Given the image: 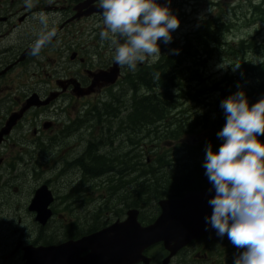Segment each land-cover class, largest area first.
<instances>
[{"label": "flooded vegetation", "instance_id": "1", "mask_svg": "<svg viewBox=\"0 0 264 264\" xmlns=\"http://www.w3.org/2000/svg\"><path fill=\"white\" fill-rule=\"evenodd\" d=\"M41 12L57 36L32 56L40 30L34 17ZM101 12L94 0H34L30 10L24 0H0V264H232L237 249L213 229L190 240L158 232L152 243L151 235L136 233L131 212H139L147 229L159 219L162 201L183 196H134L132 174H119L122 180L112 185L72 174L71 165L88 160L89 141L85 123L76 132L68 126L79 123L92 99L106 97L107 74L118 70L114 46L99 36ZM213 36L211 27L192 45L182 42L178 55L162 43L161 52L177 57L194 50L195 58L207 61L215 51ZM91 87L95 92L84 97ZM198 182L189 192L212 190L208 179ZM120 185L123 195L116 197ZM110 229L115 234L104 240L112 241L115 263L105 262L102 252L95 257L100 243L91 240ZM66 245L74 251L62 249Z\"/></svg>", "mask_w": 264, "mask_h": 264}, {"label": "clouds", "instance_id": "2", "mask_svg": "<svg viewBox=\"0 0 264 264\" xmlns=\"http://www.w3.org/2000/svg\"><path fill=\"white\" fill-rule=\"evenodd\" d=\"M102 9V41L114 46V61L135 70L138 63H152L161 55L160 44H170L180 19L159 0H94ZM27 9L34 0H24ZM40 30L30 54L57 36L43 12L34 17ZM119 37V40L116 39ZM173 54H179L178 49ZM240 65L234 68L238 69ZM158 74L154 79H158ZM225 124L217 133L218 150L206 148L203 167L215 195L208 201L212 214L205 217L218 237L227 236L237 249L232 264H264V98L250 105L244 91L221 101Z\"/></svg>", "mask_w": 264, "mask_h": 264}, {"label": "rangeland", "instance_id": "3", "mask_svg": "<svg viewBox=\"0 0 264 264\" xmlns=\"http://www.w3.org/2000/svg\"><path fill=\"white\" fill-rule=\"evenodd\" d=\"M212 1L217 2V4H219L218 7L213 8L207 6V8L204 11L199 12L198 15L205 16L208 19H210L212 16H214L216 19H218L220 16L224 17V20H226V22L231 27L229 30L226 31L223 30L221 40L224 44L226 42L228 44L227 45L225 44L226 47L224 50L221 51L216 50L213 58L205 61V66L202 67L203 70L198 73L200 76L198 77L199 82L191 80L190 82H187L185 84V85L188 84V87H184L183 89L193 94L189 96L188 100L183 101L186 103L183 106V108L180 110H182V115L185 118L184 119L185 121H182V123L185 122L187 126L188 124H192L196 120H200L202 118V116L200 115L209 114L207 118L209 120L208 121L209 124H213L214 122L219 123L220 121H222L221 122L222 126H219V129L221 130L225 124L224 113L223 111L221 112V114L217 112L219 108L217 105L210 108L204 107L202 109L203 107L202 105L208 102L207 99L205 98V95L208 94V97L211 100V102H214L215 100L217 101V98H219L221 95V93H218L216 91L215 87L219 88V90L223 89L224 91L231 93L233 91L234 92L241 91V89H248V88H250L249 91H252V89H254L255 87L257 88L256 85H260V86L264 85V75H260L259 72L256 71L252 74L247 75L243 69L234 68L236 65H239L238 62L241 59L240 57H237V55H235L234 53L237 51V49H239L241 42L244 43L249 41L251 42L255 38L258 44H262V46L264 45V18L262 17V15L256 14L253 7L254 5L261 4L262 2H264V0H212ZM185 11L187 12L186 14L187 16H189V18L186 21H181L179 28L176 29L174 32L175 35L178 36L179 38H183V36L188 32L187 30L192 29L193 28L192 25L195 23L196 17L194 16L195 11L193 7L191 6V8L185 9ZM248 53L249 54H247L246 50L244 51V55L248 56L247 58L249 59L248 61L251 62V66H259L260 64H262V61H260V58H264V55L262 54V49L253 48L249 50ZM239 55L241 56V53ZM145 63L147 62L145 61ZM138 65L139 63L137 64V66ZM197 65H201V63ZM194 69L196 70L197 68L194 67ZM195 72L196 71H192V73ZM228 74L230 76H228ZM231 74L234 77H231ZM200 86H205V88H202ZM123 88L126 89L124 85H120L117 89H115L114 93L118 94L119 96ZM131 98L132 95L128 92L123 97H120V99H118L120 102L119 107L116 108L118 117L120 116L121 118H124L127 115L126 108L129 107ZM92 100L95 101V99ZM119 108L123 109V111L119 112L118 111ZM72 113L74 114V109H72ZM177 113L178 112L175 111L171 119L177 121L176 118ZM85 119L88 118L85 117ZM90 119H92V117H90ZM93 119H95V117H93ZM118 119L121 120L120 118ZM95 120L99 121L100 118H97ZM102 120H105L107 122V128L103 140V142L106 144V148L104 150H101L100 153L102 155L104 154L112 155V157L115 158V161L118 159V157L121 156L122 157L126 156L124 158L125 161H127L126 158H130L132 161L139 158V156L142 155L143 146L148 145L150 142V140L147 138L150 137L153 139L158 138L160 137L163 131L162 127L159 131L147 132L146 129L144 130L145 131L144 133L140 134L137 137L134 135H129L130 133L127 135L126 133H128L131 130L128 129L127 126L119 125L118 124L119 121L116 118L104 117ZM90 121H94V120H90ZM81 122L87 123L83 120ZM90 125L93 126V123L91 122ZM186 125H185V129H187ZM68 127L72 129L73 125L69 124ZM96 133H97L96 131H90L89 133H87V136L89 138L90 134L94 135ZM71 138L74 139V136H71ZM152 149H155V147H153ZM98 153L99 152L96 153V156H98ZM124 160L122 162H124ZM174 161L177 162L175 163L177 165H173V166H179L178 160L175 159ZM191 163L193 165V162ZM120 165H122V163H117L115 168L119 170ZM135 167H136L135 165L131 167V172H133ZM77 174L79 175L78 172ZM144 175L145 174H142L140 181H137V183L141 184V186L143 183H145L143 182L144 180H142ZM161 177L166 178V175H164V171L158 174V178ZM120 180H122V178ZM109 184L112 185L111 183ZM135 188L136 186L134 185L131 186L130 191L134 192ZM121 191L122 189L117 193L118 196L123 195L121 194Z\"/></svg>", "mask_w": 264, "mask_h": 264}, {"label": "trees", "instance_id": "4", "mask_svg": "<svg viewBox=\"0 0 264 264\" xmlns=\"http://www.w3.org/2000/svg\"><path fill=\"white\" fill-rule=\"evenodd\" d=\"M259 10L260 8H256ZM264 12V11H263ZM207 40V39H206ZM216 43L219 42V38L215 37L214 40ZM247 45V44H245ZM245 45H242V48L245 47ZM249 48H255L254 44H250ZM191 53V54H190ZM262 54L264 55V50H262ZM188 56V58L186 57ZM183 58H186L182 60ZM171 60V61H170ZM193 60V61H192ZM196 62L195 58V51L191 50V52L188 53H181L180 56L173 57L171 59L166 60L162 65L158 66L157 68L151 69L149 72H145V74H142L141 77L137 79L138 82L137 90L134 91V113L130 117V120L128 123H133L132 127L133 130L126 133L127 135H134L139 136L140 134L144 133L146 129H151L152 131H159L161 127H157V122H162V127H164V130L162 131L160 137L158 138H151L152 144H156L155 148L159 149L162 153L156 154V161L153 162L155 165L159 166H172L177 165L176 161H174L177 157H182V155L186 152L191 155L190 158H197L196 160L198 164L195 166V171L190 173L189 176L193 175L190 178H187L186 180H182L181 182L178 181V178H176L175 174L179 171L172 170L167 171V167L164 169V175H166V178H161L158 181V178H156L155 175L154 180L149 184L148 182H145L144 177L142 180H144L141 186L136 185V188L132 194L137 197H152V196H173L174 194L170 192H176L179 191L180 187H188L191 185L198 183H201L204 179H207L205 175V169L203 167L204 159H205V152L207 146L211 145L213 150L216 151L221 146L222 142L220 139L217 138V133L220 131L219 129V123L214 122L211 125H208L205 129V122H199L196 125H189L187 126L190 129V132L188 133H197L200 134L202 132H206L205 141L194 148L188 147L182 145V139L185 137V122L182 123V120L180 119L175 124H167L164 123L169 121L170 117V109L177 105V99L174 97L173 93L181 92L183 90V87L180 86V84L184 81L186 74L187 76L191 75L190 67H185L186 65H191L192 63ZM244 61H241L240 64L243 65ZM239 64V65H240ZM245 72L247 74H252L254 72H259L260 75H264V63L260 64L259 66L251 67L249 64L245 65ZM185 71V73H183ZM158 74L159 78L154 79V77ZM170 76V77H169ZM133 83V85H134ZM252 92H250V88L244 89L246 93V96L249 100L250 105L255 104L258 102L261 98H264V85H256ZM254 87V86H253ZM142 89L146 90L147 93L142 96H138L139 92ZM158 89L162 91L161 93L155 92V90ZM169 91V92H168ZM222 91V90H221ZM237 91H233L231 93H228L227 91H223L222 95L220 96L219 101L216 103V105L219 107V111H223L220 107L221 101L226 99L227 97L233 95ZM259 97V98H258ZM141 103V104H140ZM144 105V106H143ZM162 108V109H161ZM217 111V112H219ZM117 114L115 112H111L108 117L116 116ZM207 118V117H206ZM148 132V130H147ZM260 140L264 141V136L259 137ZM221 142V143H220ZM218 143V145H217ZM106 145V144H105ZM181 152H180V151ZM97 150H88V160L83 162L82 164L79 163L82 167V171L86 174L88 177H93L94 175H105L106 173H111L114 171V168H111V165L116 166L117 163H122L124 158L126 157H118V159L115 161V158L112 157V155L106 154V158L104 157H98L96 156ZM178 153V154H177ZM196 154V155H195ZM115 157V156H114ZM189 157V156H188ZM203 158V159H202ZM188 159V158H187ZM200 159V160H199ZM127 161L124 160L122 165H120V173H129L131 172V167L135 165V169L133 172H136L138 175H142L149 172V175H151L152 170H146L143 168L144 165H147L146 161L142 159V155L139 156V158L135 160H131L130 158H126ZM189 161H191L189 159ZM168 163V164H167ZM178 164H183V162L178 160ZM86 167V168H85ZM95 168V169H94ZM90 170V171H89ZM93 174V175H92ZM144 175V176H145ZM151 175V176H154ZM195 176V178H193ZM108 179H111L107 177ZM136 180L138 181L139 178L137 176ZM156 180V181H155ZM155 181V182H154ZM203 183V182H202ZM147 184V185H145ZM143 187V188H142Z\"/></svg>", "mask_w": 264, "mask_h": 264}, {"label": "bare ground", "instance_id": "5", "mask_svg": "<svg viewBox=\"0 0 264 264\" xmlns=\"http://www.w3.org/2000/svg\"><path fill=\"white\" fill-rule=\"evenodd\" d=\"M212 29H214V38L215 37H218L219 38V42L218 43H216L215 41H214V43H215V50L216 49H218L217 47H220V46H225V44L222 42V40H221V36H222V32H223V28H222V26H221V24L219 23V22H215L213 25H212ZM207 34V33H206ZM210 35H212V34H210ZM203 36V35H202ZM205 38H208V37H205ZM208 40H210V38L208 39ZM213 41V40H212ZM191 54V53H190ZM208 55V54H207ZM187 58H188V56H186ZM171 58H173V57H171ZM170 58V59H171ZM241 59L239 60V64H240V62L241 61H244L243 63V65H241L240 64V69H243L244 71H245V65H250L251 66V62L250 61H248L249 59L248 58H242V57H240ZM184 59H186V58H183L182 57V60H184ZM204 59V58H203ZM171 61V60H170ZM193 61V60H192ZM165 61H162L161 63H159L158 65H156V67H153L152 69H154V68H157L158 66H160V65H162L163 63H164ZM199 63H201V65H197V64H199ZM205 66V60H201V59H198V58H196V62L195 63H192L191 65H186L185 67H190L191 69H190V72H191V75H189V76H187V74H186V77H185V79H184V81L180 84V86H182L183 88L184 87H188V84L187 85H185L187 82H190L191 80L192 81H197V82H199V80H198V77H200L199 76V72L200 71H202L203 70V68L202 67H204ZM194 67L195 68H197L196 70L194 69ZM251 67H255V66H251ZM192 71H196L195 73H192ZM183 73H185V71L183 72ZM246 73V72H245ZM142 74H145V73H139V75H137L136 77H135V80H134V82H138L137 81V79L139 78V77H141L142 76ZM197 74H198V76H197ZM247 74V73H246ZM248 75V74H247ZM170 77V76H169ZM231 77H234L232 74H231ZM133 82V83H134ZM133 83H132V85H131V87H130V90H129V93L132 95V97L134 98V91L135 90H137V88L135 87V86H137V83H134V85H133ZM200 87H202V88H205V86H200ZM215 89H216V91L218 92V93H221V90H219V88H217V87H215ZM255 89V88H254ZM254 89H252V90H254ZM139 92V95L138 96H140V95H142V96H144L146 93H147V91L146 90H144V89H142L141 91H138ZM155 92H157V93H161L162 91H160V90H158V89H156L155 90ZM169 92V91H168ZM250 92H252V91H250ZM217 93V94H218ZM174 95V97H176V98H179V99H177V105H180V102L182 101H185V100H188V98H189V96L190 95H192L193 93H191V92H187V91H185L184 89L181 91V92H177V93H173ZM205 98L206 99H209V97H208V94H206L205 95ZM259 98V97H258ZM198 100V99H197ZM191 101V100H190ZM133 103H134V101H131L130 102V105H129V107L128 108H126L127 109V115L124 117V118H121L120 116L118 117V113L116 112V108H118L119 107V104H120V102H119V100L117 99V100H114V101H107L105 104H104V106H102V108H96L90 115H88L86 118H88V119H83V121H85V122H91L90 120H94V121H96L95 119H97V118H100V120H102L104 117H107L108 118V115L111 113V112H115L117 115H116V117H114V116H112V118H116L118 121H119V125H123V126H127V128L128 129H130V130H133V127H132V125H133V123H128L129 122V120H130V117L133 115V113H134V106H133ZM141 104V103H140ZM144 106V105H143ZM162 109V108H161ZM118 111L119 112H122L123 111V109H121V108H119L118 109ZM221 116V115H220ZM90 117H92V119H90ZM93 117H95V119H93ZM120 118L121 120H119L118 118ZM219 117V116H218ZM208 118V117H207ZM205 119L204 120V122H205V129H206V127H208V125H211V124H209V120L208 119ZM217 119V118H216ZM199 121L200 120H196V121H194L192 124H188V126L189 125H196L197 123H199ZM81 124H84L83 122H79L77 125H73V127H72V129H70V131H72V132H76V131H78V128L80 127V125ZM91 126V125H90ZM186 127H187V125H186ZM148 130V132H151L152 130L151 129H147ZM187 132H190V129L187 127V129H185V134L184 135H187ZM189 134V133H188ZM222 141V140H221ZM221 143V142H220ZM223 143V142H222ZM217 145H218V143H217ZM93 148V145L92 144H89V146L87 145V148H86V150H85V152H87V157H88V150H91ZM219 149V148H218ZM100 151H101V149L100 150H97V152H99L98 153V157H104V158H106V154H104V155H102L101 153H100ZM180 151V150H179ZM181 152V151H180ZM178 154V153H177ZM196 155V154H195ZM82 156V155H81ZM191 156V155H190ZM203 159V158H202ZM196 160H198L197 158H195V157H193L192 158V162H193V165H196V164H198V162L196 161ZM200 160V159H199ZM123 163V162H122ZM168 164V163H167ZM165 167H167V166H159L158 168H156V169H154V170H152V171H150L151 172V175H154L153 173H155L156 174V178H158V174L160 173V172H162V171H164V169H165ZM195 167V166H194ZM86 168V167H85ZM111 168H114L115 170L114 171H112L111 173H106L105 175H97V176H93V177H88V176H86L87 177V179L88 180H91V182H94V183H96L97 182V180H100V181H104V182H106V183H111L112 184V182H113V180H115V176H117L118 174H123V173H120V169L119 170H117L116 168H115V166H113V165H111ZM95 169V168H94ZM80 170H82V167L80 166V165H71V171H72V173L75 175L77 172L79 173V175H82L84 172H80ZM90 171V170H89ZM147 175H145L144 176V180H145V182H148L147 184H149V183H151L153 180H154V178H155V175L154 176H151V175H149V172H147L146 173ZM175 176L177 177L178 176V173H176L175 174ZM107 177H109V178H111V179H108ZM162 178V177H161ZM161 178H158V181H159V179H161ZM156 181V180H155ZM154 181V182H155ZM103 182V183H104ZM143 188V187H142ZM122 189V186H120V187H118V188H116L114 191H115V196L116 197H121V196H118L117 195V193L120 191Z\"/></svg>", "mask_w": 264, "mask_h": 264}, {"label": "water", "instance_id": "6", "mask_svg": "<svg viewBox=\"0 0 264 264\" xmlns=\"http://www.w3.org/2000/svg\"><path fill=\"white\" fill-rule=\"evenodd\" d=\"M214 195L215 192H211V193L207 192L203 194H191L188 195L183 201H180V203L173 208V211L171 209L166 216V219L170 221V226H171L169 227L170 231L177 232V234L179 235H185L187 233H197L198 231H203L205 229L204 227L208 226L205 223V217L210 216L212 214V208L209 206L208 201L211 198H213ZM165 205L166 203L162 205L164 211L165 208L168 206ZM162 228L163 227L161 225L157 227L158 230H162ZM136 233H140V231L137 230ZM110 234H115V233L111 232ZM110 234H108L107 232H103L97 236H94L91 240L95 242V244L96 242L100 243L98 247L95 246L93 247L95 257L97 251L102 252L104 254L103 259L105 261L112 262L114 260L112 258L113 246L108 244L112 241L105 242L104 240ZM91 240H88V243ZM79 245H81V242L75 246H79ZM63 248L71 249L73 247H71L70 245H66L62 247V249ZM61 261L62 259L60 260L55 259L54 261H52L51 264H60L59 262Z\"/></svg>", "mask_w": 264, "mask_h": 264}]
</instances>
